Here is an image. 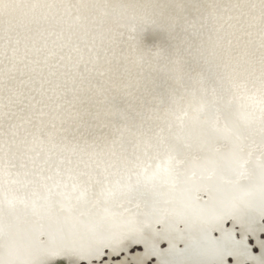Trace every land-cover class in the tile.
Masks as SVG:
<instances>
[{
  "label": "bare ground",
  "instance_id": "bare-ground-1",
  "mask_svg": "<svg viewBox=\"0 0 264 264\" xmlns=\"http://www.w3.org/2000/svg\"><path fill=\"white\" fill-rule=\"evenodd\" d=\"M174 1L179 3V12L193 15L183 0ZM197 3L206 19L181 21L173 15L162 26L161 40L165 38L167 50L159 57L139 52L135 44L138 27L125 25L75 40L44 36L23 44L13 32L1 36L0 164L11 179L47 175L51 187L44 197L52 205H63L72 186L77 196L73 203L87 205L90 213L51 218L40 229L25 225L16 234L27 247L26 253H18V249L15 254L4 253L10 235L2 216L34 205L8 196L6 185L0 191V249L5 254L0 264H72L77 258L70 259L71 245L99 231L110 232L113 247L124 237L122 242L128 244L134 238H155L148 233L146 221L153 228L171 229L174 237H182L176 231L183 225L206 226L221 220L217 218L221 214L242 213L255 221L258 213L264 221L259 205L264 203V156L240 181L235 173H226L232 167L240 170L248 159L216 155L226 139L210 126L214 113L211 93L203 78L194 77L189 66H182L195 52L188 41L197 34L202 44L196 60L221 99L226 125L246 141L250 151L264 155V121H259L262 129L256 131L250 120L264 118V60L257 58L264 55V44H249L246 39L254 30L262 35L264 18L256 24L255 19L241 16L242 12L264 15V0H241L236 5L232 25L244 21L239 26L244 31L238 34L225 28V21L233 18L225 17L227 8L216 0ZM138 5L147 7L141 2ZM159 9L160 3L154 0L151 14ZM116 12L107 15L114 17ZM95 18L92 14L55 20L39 16L25 26L45 22L70 26L79 19ZM13 27L19 30L24 25ZM243 35L244 39L235 43ZM7 61H12V69L23 62L21 74L9 70ZM163 70L178 75H165ZM19 80L26 86L16 84ZM228 88L237 90L232 100L226 96ZM36 98L40 102L34 101ZM60 109L70 111L73 118L67 119L64 111L55 115ZM24 110L29 116L39 113L42 117L36 122H19L17 117ZM219 138L221 142H217ZM15 148H37L42 153L27 156L22 151L23 157L14 156L13 161L5 151L12 153ZM208 163L217 166L208 177L197 180L199 174L186 175ZM209 196V202H202ZM96 203H102L97 210L92 207ZM164 214L171 216L169 225L162 221ZM255 230L259 236L264 234L263 225ZM212 234H217L216 229ZM228 235L224 232L223 236ZM45 236L48 241L40 242ZM205 250L196 256L186 254L183 260L186 264L224 263L213 248Z\"/></svg>",
  "mask_w": 264,
  "mask_h": 264
},
{
  "label": "rangeland",
  "instance_id": "rangeland-1",
  "mask_svg": "<svg viewBox=\"0 0 264 264\" xmlns=\"http://www.w3.org/2000/svg\"><path fill=\"white\" fill-rule=\"evenodd\" d=\"M153 1L154 0H6L9 7L0 8V38L5 32L10 31L13 32L14 35L19 38V41H21L20 43L23 44L26 42H34L36 39L43 38L44 36L49 38L68 37L75 40L83 36L92 38L95 33H103L111 27L125 25L128 28L138 27L135 44L139 52L149 57H159L167 50V45L164 43L165 38H163L164 41L161 40L163 30H165L162 26L167 25L172 20L173 15H176V18L181 21H189L193 18L206 19L197 0H183L188 7V11L193 14L192 16L185 14L184 11L179 12V3L174 0H157V2L160 3L159 10L161 11H155L151 14L150 9ZM140 2L147 7L139 6L138 3ZM216 3L228 9L224 12L225 17H233L231 19L226 18L225 28L229 27L228 29L235 34L243 32L244 27H239L244 23L242 19L239 18L240 20H238V22L240 23L237 25H232L235 24L234 20L236 19L233 15L234 8L237 4L241 3V0H216ZM111 10H117L118 12L127 11L130 14H119L116 12V15H114L116 18H114L107 15ZM80 14H92L96 18L90 21L79 19L70 26L67 24L56 25L49 22L37 23V26H25L30 20H34L39 16L55 20L65 16ZM241 16L244 18H251L250 21L255 19V22H257L256 24H258L259 21H263L264 18V15L254 12H242ZM221 17H223L222 14ZM16 24H23L24 27L17 30L13 27V25ZM262 32L261 36L256 30H254V32H248L250 34L246 35V39H249V44H255L256 42H263L261 44H264V30ZM244 37V35L241 37L239 36V38H236L235 43L236 41L237 43L240 42L239 39L243 40ZM188 44L194 47L195 52L190 55L188 61L183 63L182 66H189L194 77L203 78L206 82L212 96L214 108V113L210 118V126L215 131H221L223 138L226 139V141L220 143L219 147L216 149V155L230 158L234 157L236 154L237 157H241L240 159H248V164L246 166H241L240 170H236L232 167L226 172L227 174L235 173L238 181H240L243 173L245 171L251 172L253 163L264 155L250 151L246 145V141H244L238 133L228 128L223 117L221 99L212 82L204 75L203 69L196 60V57L200 55L199 49L202 40L195 34L190 37ZM257 58L258 60H264V55L257 56ZM19 65L24 66V63L21 62V64H16L14 66L16 68L12 69V61L6 62V67L9 70L18 72V75H20L23 70ZM162 73L165 75H178L177 71L172 72L170 70H163ZM40 80L41 79H39L38 83L41 82ZM16 84L19 86L25 85V83H21L20 80L17 81ZM34 85H36V83ZM27 89L28 88H23V90ZM226 93L227 95H225L227 98L232 100L236 97L237 90L228 88ZM43 96H41V98H45V95ZM38 100L39 98H36L34 101L38 103L40 102V100ZM1 104H4V102ZM39 104L40 106L43 105V103ZM63 111L67 119L73 118L72 113L68 110H56L55 115L64 113ZM41 117L39 113H35L34 116H29L27 111L24 110L20 111L17 120L19 122L25 121V123H28L30 121L36 122ZM258 118V116H254L250 119L254 123L256 131L262 129L259 127V121L261 123L264 121V118ZM255 119H257V121H255ZM230 139H232V141ZM217 142H221V138L217 139ZM231 143L235 146L231 145ZM33 148L27 150L15 148L12 153L8 151L5 152L10 159L16 161V157L14 156L22 158L23 152L27 156H29L30 153H42V150L39 152L37 148ZM193 160L198 161L201 159L193 158ZM17 162L21 165H25L22 161ZM216 171L217 166L208 163L202 166V168H198L197 171L191 170L187 172L186 175L188 177H194L199 174L197 180H200V178L208 177ZM6 185L9 186V189L6 191L8 196H15L24 204L34 203V205L32 208L21 206L18 212H8L2 216L6 221L5 225L10 235L9 249L4 251V253L10 252V254H15L17 249V251H19L18 253H26L27 247L16 234L17 231L24 228L25 225H33L37 229H40L44 228L45 220L48 221L51 218L76 217L77 215H86L90 213V209L87 208V205H80L81 207H77V204L73 203L77 196H74L76 190L72 186H70V194L64 200L63 205H59L58 202L54 205L49 204L44 197L51 187V180L47 178V175L38 174V176H30L26 174L18 175L15 179H11L5 167L0 164V191L4 190ZM210 199L211 197L209 196L203 199L202 202H209ZM202 202H200V204H202ZM100 204L102 205V203L94 204L92 206L93 209L97 210ZM259 205L261 211H263L264 203H259ZM47 213L48 216L46 217ZM217 218L221 220L216 223L206 224V226L202 224L193 227L183 225L176 231L182 237H174L175 235L172 234V230H166L164 226L153 228L150 222L148 223V221H146L145 223L149 224V229H147V231L149 230L148 233H153L155 238L151 240H147L144 237L134 238L133 240L131 239L130 244H128L127 240L122 242L124 237L119 241L117 240L118 243L116 241V247L110 244L111 239L114 238L112 235V237H109V231H103V233L99 231L71 245V250L69 251L71 256L70 259L73 260V258H77L76 261H72V264H186L183 260L186 254L196 256L199 253L205 252V248H213V250L218 252L221 258H223L224 263L222 264H264V234L259 236V232L255 230L258 225H263L264 227V221L261 220L260 214H256L257 219L255 221L249 220L242 213L231 217L226 214H221ZM1 219L2 218H0V221ZM170 219V215L164 214L162 221L169 225L171 222ZM181 220L184 219L181 217ZM237 222L239 224H236ZM164 223L163 225H165ZM215 229L217 234H212V230ZM224 232L229 235L223 236ZM39 241L46 243L48 237L45 236ZM113 252L116 253L115 256ZM4 253H1L0 249V260L3 259L2 256H5ZM222 255L225 256L222 257ZM245 260H249V263ZM203 264L217 263L205 262Z\"/></svg>",
  "mask_w": 264,
  "mask_h": 264
},
{
  "label": "snow or ice",
  "instance_id": "snow-or-ice-1",
  "mask_svg": "<svg viewBox=\"0 0 264 264\" xmlns=\"http://www.w3.org/2000/svg\"><path fill=\"white\" fill-rule=\"evenodd\" d=\"M9 4L6 2V0H0V8H8Z\"/></svg>",
  "mask_w": 264,
  "mask_h": 264
}]
</instances>
